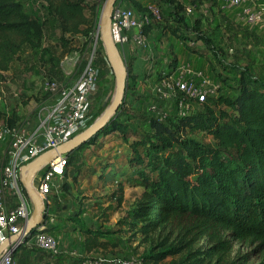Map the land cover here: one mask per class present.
Instances as JSON below:
<instances>
[{"label": "trees", "instance_id": "trees-1", "mask_svg": "<svg viewBox=\"0 0 264 264\" xmlns=\"http://www.w3.org/2000/svg\"><path fill=\"white\" fill-rule=\"evenodd\" d=\"M29 1L42 2L44 18L31 17L20 0H0V72L11 69L25 46L38 51L39 60L45 62L48 57L49 62L59 63L45 46L48 26L52 31L60 29L63 49L68 47V35L85 36V48L92 42L95 26L87 12L94 13L95 4ZM130 1L138 12H147L137 0ZM158 2L173 5L179 12L185 9L183 0ZM179 12L175 20L186 23ZM154 28L147 26L144 33ZM194 28L198 40L213 44L200 25ZM235 80L236 85L228 83L233 92L229 89L227 94L221 88L223 93L201 105H205L203 112L165 120L148 118L141 138L138 128L131 131L116 117L88 143L94 145L100 136L118 132L129 146L128 162L135 168L136 183L144 188L130 223L144 240L155 244L147 257L150 261L186 253L188 264H245L249 254L229 259L233 241H252L264 251V80L247 69ZM130 89L129 79L123 107ZM1 124L16 126V121L0 109ZM199 132L216 144L192 137ZM119 195L121 204L122 192ZM205 239L214 243L207 249L197 247ZM143 261L146 264V258Z\"/></svg>", "mask_w": 264, "mask_h": 264}, {"label": "rangeland", "instance_id": "rangeland-1", "mask_svg": "<svg viewBox=\"0 0 264 264\" xmlns=\"http://www.w3.org/2000/svg\"><path fill=\"white\" fill-rule=\"evenodd\" d=\"M20 1L25 4V9L31 17H45L41 1ZM88 2L90 7L93 4L97 6L94 13H92V11L88 12L91 23L95 26L92 32V42L89 44V47L85 48V42L87 40L85 36L73 37L72 35H68V47L67 49H63L60 45L61 42H59V35L57 36L56 33L53 35L54 31H52L51 28L49 29L48 26L45 45H50L52 47L59 63L49 62L48 57L46 61L43 62L39 60L38 51L31 49L29 46H25L13 65L14 73L6 74L0 72V109L5 117L13 116L15 120L16 117L20 116V122H16L17 126L24 125L26 122L34 120L33 118L40 114V119H44L52 110V107L56 103V95L54 96L43 89L48 79L57 81L60 84L68 83L69 86H73L80 78L88 62H92L96 66L100 76L97 94L92 98L91 102V113H94V116L88 128L83 132L91 128L95 122L113 106L117 90V80L110 66L106 48L102 40V26L106 0H88ZM214 2L205 0L208 9L211 6L214 7ZM159 3L160 2L157 1L155 4L162 8V4L164 3H160L161 5ZM199 14L200 9L197 8L194 15L187 16L183 13L178 16H184L187 21L193 24L198 19V16H200ZM236 14V11H222L218 8V13L217 11L211 14L208 13L207 16L203 17L204 22H202L205 35L217 42L216 48L219 52V55H216L217 57L213 58V62H211V70L215 76L214 78L211 77L214 79L215 83L218 82V85L224 89L225 92L227 91L226 88L233 92V89L229 87L228 83L232 81L233 84L236 85L235 78H238V75L243 69H247L248 72L256 78L264 80V33H260L259 30L255 32V30L245 25L242 21L238 23L236 21V19H238ZM166 24L168 23H165V25ZM160 30L161 29H159V31ZM184 30L187 31L186 28H184ZM189 31L190 30H188V32ZM213 31L214 33H209ZM189 33L195 35L193 30ZM97 35H99L98 40L96 39ZM159 35V32L152 35L150 44L155 42ZM201 46L202 44H199L195 48H201ZM152 52L153 60L151 59L150 61L153 62L154 66L160 68V63L164 61V59H161V53H159V51L157 52V47L154 46ZM223 85L224 87H222ZM144 93L145 95H142L143 92H140V95L135 96V104L133 103L132 106L130 105L125 108L122 106L118 114L112 119L114 120L117 117L119 122L127 125L128 128L131 127V131L138 128L137 131L139 132L140 138L141 132L147 128L146 120L155 116L153 112L155 106L161 109L162 114H166L172 118L176 116L179 117L177 105L171 110L167 103L169 101H162L157 94L152 95L148 94V92ZM217 97H210L208 102ZM125 100L126 104L129 105V96L126 97ZM145 105H147L149 110L147 113L143 112ZM133 106L135 108H133ZM204 109L205 105L193 104L190 114L203 112ZM192 137L207 144H216L213 138L205 133H195ZM129 140L133 141L136 139L131 137ZM114 152L118 154L117 160L120 159L122 155H126L127 157V155L130 156L132 153L129 146L123 141L118 132L111 133L109 137L100 136V139H97L94 145L89 146V192L85 193L89 194V196L84 195L83 199L89 197V209L91 206L95 207L102 203L110 202L109 207L102 212V215L97 221H90L92 223H97L99 221L103 222L99 230H105L107 241H102L99 246L96 245V247L102 248L104 252L89 256V260L102 256L126 257L136 260H142L144 257L147 260L146 264H188L186 253L169 257L158 262L148 260L147 257L152 254V249L155 247V244L152 245L149 241L144 240L143 236L137 230H133L135 227H132L130 223L131 220L133 221L134 219L132 218V214L143 196L144 188L134 181H130L129 179L128 181L126 178L120 179L119 177V183H117V178L114 179L113 176L111 179L105 178L106 180H102L101 177L104 175H99V172L101 174H105L104 172H106L105 166L101 168L99 167L100 164L106 166L112 165L109 164V161H106V164L102 163V161L105 159L112 161ZM83 168L87 170L85 163L83 164ZM114 170L115 169L111 170L108 174L113 175L112 172H114ZM83 172L81 174H83ZM63 180L64 178L59 181L62 182ZM79 180L80 178L76 183H79ZM92 182L93 185H91ZM73 190H75V187H73ZM75 191L76 193L74 194L72 192L74 198L77 197L75 194H78L79 197L84 194L82 191L79 193L80 190ZM121 192L125 201L122 205H119L115 196H121L119 195ZM24 194L29 200L30 196L26 189H24ZM51 204L54 210L53 203L51 202ZM176 231H178V229H176ZM213 243L214 242H208V240L205 239L201 241L197 247L207 249ZM24 246L25 249L23 248V253L21 252L19 254L18 251H16L15 264H86V260L88 259L87 257L78 258L71 254L55 257L51 254L33 249L30 246ZM157 246L159 245L157 244ZM231 247L232 249L229 256L231 261L235 260L237 257L249 254L251 257L245 264L262 263L264 251L259 248L257 243L251 241L247 244H242L239 241H233ZM161 251H163V249H159L157 252Z\"/></svg>", "mask_w": 264, "mask_h": 264}, {"label": "built area", "instance_id": "built-area-1", "mask_svg": "<svg viewBox=\"0 0 264 264\" xmlns=\"http://www.w3.org/2000/svg\"><path fill=\"white\" fill-rule=\"evenodd\" d=\"M216 1L222 11H237L238 20L245 25L264 29V0ZM187 11L191 13L192 9L188 8ZM164 16L163 9L157 4L149 5L147 12L143 14L127 6L124 0L117 1L113 8L111 26V35L117 50L118 47L131 42L135 46L149 50L150 39L144 35V30L147 26L163 23ZM177 73L176 76H165L154 91L162 101L175 102L179 109V117L190 115L193 104L203 105L210 97H217L222 93L218 84L212 79L204 78L201 72L195 71L191 66H180ZM99 76L96 66L88 62L73 86L48 79L44 84L45 91L56 95L57 101L41 126L32 129L30 124L0 125V246L19 235L23 231V226L28 225L32 217L33 203L25 197L20 181L22 168L46 152L60 148L88 128L94 116V113H91V102L98 91ZM153 110L157 119L167 118L158 106ZM42 128L44 131L40 133ZM68 161L67 156L48 161L36 175L33 187L44 202L43 219L35 231L21 241L13 240L0 255V264H15L16 250L22 245L55 257L67 253L61 250L58 237L50 232L54 223V210L50 198L56 180L65 175ZM9 199L13 202L12 206L8 204ZM86 264H145V262L143 259L102 256L93 260L87 259Z\"/></svg>", "mask_w": 264, "mask_h": 264}, {"label": "crops", "instance_id": "crops-1", "mask_svg": "<svg viewBox=\"0 0 264 264\" xmlns=\"http://www.w3.org/2000/svg\"><path fill=\"white\" fill-rule=\"evenodd\" d=\"M137 1L142 5L143 8H147L149 5L155 4L158 0H137ZM183 1H184L185 9L182 13L179 12V10L173 5H168V4L162 5V9L166 16L165 22L163 21V23L154 24L153 26L155 28L151 31V33L149 32L144 33V35L148 39H150V43L152 41L151 36L154 35L155 33L158 32L160 33V35L157 37V40L155 42H152L153 46L152 44H150L149 50L145 47L135 46L132 42L124 46L118 47L119 48L118 54L122 61V64L124 66L128 78L127 84L129 83V79L131 84V89L129 91V100H128L129 105L125 104L123 108L130 105L132 106L135 101V96L140 95V92H143L142 95H145L144 92H148V94L155 95L156 93L154 91V88L162 81V79L165 76L171 77L178 75L177 70L180 66H191L195 71L201 72L204 78H209L214 81L213 78L215 76L211 70V62H213V58L217 57L216 53L217 55H219V52L216 48L217 42H215V40L211 38L213 40V44L208 46L203 41L198 40L197 33L194 27H196V25H200L201 31L203 32V34H205V30L202 25V22H204L203 17L207 16L208 13L211 14L212 12L215 11H217L218 13V8H220V6L216 0H214L215 2L213 0H210L214 2L215 5L214 7L213 6L209 7V9L205 4V0H183ZM124 2L127 6L133 7L130 0H124ZM188 8L192 9L191 13H188L187 11ZM197 8L200 9V14H199L200 16H198V19L193 24L190 21H187L184 16L183 17L186 23L183 22L182 24L179 23V21L175 20V16H177L178 12L180 13V15L185 13V15L190 16L195 14ZM87 16H88V12H87ZM236 21L238 23L240 22L238 19H236ZM165 23L168 24L165 25ZM181 28H182V32H181ZM184 28H186L187 31H185ZM159 29L161 30L159 31ZM252 29L255 30V32L259 30L260 33L262 32L264 33L263 28L255 27ZM188 30H190L189 32L193 30L195 35L193 33H189ZM214 31L209 33H214ZM55 33L57 34V36L59 35L60 38L61 32L59 28L54 30L53 35ZM135 33L136 32H132V34ZM199 44H202L201 48H195ZM45 46L49 47L52 54L55 56L52 47L50 45H45ZM154 46L157 47V52L159 51V53H161V57H162L161 59H164V61H161L160 63L161 66L160 68L154 66L153 62L149 60L150 58H152L153 60L152 48H154ZM213 49L216 51V53L213 52ZM14 63L15 62L12 63L11 69L9 71L1 72V73L13 74ZM239 76L240 74L238 75V77ZM201 80L202 78L199 79V81ZM229 83H231L230 85H233L232 81H229ZM216 84H218V82H216ZM222 87H224V85ZM43 89L45 90V88ZM226 89H227L226 91L227 94H230L231 91L228 88ZM224 91H222V93ZM55 100L57 101V97L55 98ZM168 101H169L167 102L168 107L171 110H173V108L176 106L175 102L173 100H168ZM134 106L133 108H135ZM148 111H149L148 107L147 105H145L143 112L147 113ZM50 112L44 119H40L41 118L40 117L41 114H40L35 116L33 118L34 120L30 122L29 121L26 122V124H30L32 129H36L38 128V126H41L46 121ZM15 121L20 122V116L16 117ZM43 131L44 128L40 130V133H42ZM109 135H103V136L109 137ZM89 146L91 145L87 144L81 147L80 149L76 150L75 152L67 155L70 165L66 167L65 175L62 177L64 178V180L62 182L59 181L62 178H58L56 180L55 184L52 187L51 198H50L54 206V215H53L54 223L52 224V228L50 229V232H52L54 235L58 237L60 241L61 250L67 252L65 254H71L72 256H76V257L79 256L80 258L87 257L88 259L89 256L97 255L98 253L104 252L102 248L96 247V245L99 246L102 243V241H107L105 230L103 229L99 230V228L102 227L103 222L102 221H99L97 223H92V222L97 221L99 217L102 215V212L106 210L110 205V202H107V203H102L95 207L91 206V208L89 209V197L83 199L84 195L89 196V194H85L89 192V161H88ZM117 155L118 154L114 152L113 154L114 158L112 161L103 158L105 160H103L102 163L106 164L109 161V164L112 165L106 166L100 164L99 167L103 168L105 166L104 168H106L105 170L106 172H104L105 174H101L99 172L100 176L104 175L101 177V179L102 180H104L105 178L111 179L113 176L114 179L117 178L116 180L117 183H119L118 180L119 177L120 179L126 178L127 180L129 179L130 181L136 182L137 176L135 174L134 166L128 162V160L126 159L127 158L126 155H122L118 160H117ZM84 163L86 164L87 170H84L83 168ZM113 169H115L114 172H112L113 175L108 174ZM82 172L83 174H81ZM79 178H80L79 183H76V181H78ZM91 185H93V182L91 183ZM73 187H75V190H80L79 193H81L82 191L84 192V194L80 197L78 194H75L77 197L74 198V196H72V192L74 194L76 193V191L73 190ZM115 199L117 200V203L119 205H122L125 201V199H123V202L120 204L118 202L117 196H115ZM29 200L32 201L31 198ZM8 204L9 206L13 205L11 199H9ZM31 210H33V205ZM91 220L92 222H90ZM26 226L27 225L25 224L22 230H24ZM14 238L15 237L11 238V240ZM23 248L25 249L24 245L18 247L16 251H18L19 254L21 252L23 253L24 252Z\"/></svg>", "mask_w": 264, "mask_h": 264}, {"label": "water", "instance_id": "water-1", "mask_svg": "<svg viewBox=\"0 0 264 264\" xmlns=\"http://www.w3.org/2000/svg\"><path fill=\"white\" fill-rule=\"evenodd\" d=\"M117 1L119 0H106L102 26V40L106 48L110 66L113 69L117 80V90L115 94L114 104L87 131L80 133L60 148L46 152L45 154L41 155L22 168L20 181L33 201L32 217L28 222L26 228L19 235L15 236L14 239L9 240L7 243L0 246V255L5 249H7V247L12 244L13 240L19 242L26 235L35 231V229L40 225L43 219V213L45 210L44 202L34 189L33 181L36 175L39 174L45 163H47L48 161L56 160L59 157L67 156L80 149L81 147L87 145L91 139L96 138V136L109 124V122L114 118V116L118 114L119 110L124 104L128 78L124 66L120 60L117 47L114 44L111 35L112 13ZM98 38L99 35H97L96 39L98 40Z\"/></svg>", "mask_w": 264, "mask_h": 264}]
</instances>
